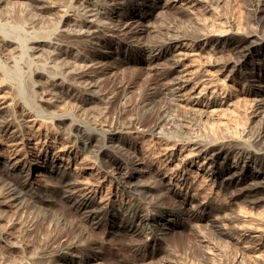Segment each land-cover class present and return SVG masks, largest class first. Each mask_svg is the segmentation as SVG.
<instances>
[{
    "label": "rangeland",
    "instance_id": "rangeland-1",
    "mask_svg": "<svg viewBox=\"0 0 264 264\" xmlns=\"http://www.w3.org/2000/svg\"><path fill=\"white\" fill-rule=\"evenodd\" d=\"M247 1L184 0L183 3L185 5H179L167 11L160 10L157 15L156 13L147 15L144 21L157 38H163L167 35L166 27L189 29L196 24L204 25L203 29L207 32L219 31L227 33L228 31L239 30L245 34L256 29L254 25H248L246 21ZM84 3V1L80 0L75 2L72 0H0V36L3 34L7 38H14L21 42V39L26 35V38L22 39L24 45L29 39L32 38L33 40L30 33L31 27L34 30L50 31L54 33L51 37L53 38L52 41L60 43L62 48L68 50L69 53H79L83 58L89 57L92 53L86 49L84 43H80L78 42L79 40L74 38L67 39L56 34L63 25H71L74 21L81 19V14L85 10ZM61 8L66 12V15L62 18L60 17L62 13L59 10ZM99 20L103 19L99 18ZM15 26L23 27L25 31L30 27V31L29 33L26 31L28 34L26 32L16 34L10 28ZM259 30L257 31L260 34H264L263 28L261 29L262 31ZM152 33L146 35V39ZM223 37L211 36L206 41L205 47L207 49L203 53H199L198 56L189 58L184 63H189L188 65L194 69L203 71L206 75L205 78L218 83L220 89H225L226 87L227 94L211 95L210 88L204 89L205 93L200 98L204 106H200V110L199 107H195L197 108L195 109L185 102L180 106L173 107L170 112L164 114L165 125L160 129H155L151 136L150 134L142 133L143 127L138 125L136 128L138 134L133 135L135 137L134 148L128 152L127 156L131 160L135 159L134 156H136L139 162L137 165L129 164L127 167H120V169L116 170L117 173L122 172L121 174L131 175V178L125 181L133 190H140L138 201L142 204L144 211H151L153 214L161 213V215L156 214L155 218L156 222H159L158 226L159 224H164L162 228L159 226L160 232H164V236L158 232L160 239L149 240L147 242L148 245L140 251L141 257L143 256L142 258H144L143 264H164V261L172 260L170 254H167L168 249L176 251L180 256L179 264H264V248L259 244L258 238L244 239L243 243L236 244L234 240L223 234H213L207 223L201 224L194 228L193 231L192 228L183 222L182 214L186 210L201 211V213L209 214L208 216L211 217L213 215H211L209 210H212V208L199 209L194 207L191 210L190 204L182 205L178 201H170V198L167 197L158 201L156 200L157 193L144 187L145 184L151 181L148 170L158 168L169 176L168 173L171 169L179 167L180 158L190 155L191 158L189 160H194V154H191L193 152L192 144L206 145L219 142L217 146L225 145L229 150L227 151L226 149L213 161L208 160L200 168H197L202 163L199 160H195L194 163L189 161V164L186 165V169L190 171L191 175L200 184L201 191L199 190L198 200L201 194L203 198L201 197L199 201H202V199L206 200L208 196H211L209 198H211L213 205L217 203L216 205L219 204L223 207L222 211L224 213H220V216L225 215L229 219L232 216L234 220H231V222L224 220L228 223H226L228 225H226L227 228L222 229L224 233H230L231 235V233H235L239 226L240 228L249 226V229H247L253 232L250 236H264V230L260 231V229H264V205L254 208L244 199L231 200L230 194H226V192L218 190V188L211 185L207 175L208 170L214 174L220 173L234 159L243 169L234 172L233 181L236 184L247 183L253 187L262 186L261 188L264 189V166H259L257 163H253L252 160L247 159L246 155L249 156L250 152L249 149L244 152L246 148L244 146L245 143H243L248 133L255 129L258 121V118H255L254 102L248 100L250 96L247 97L248 94L246 95L245 93L251 88L256 90L259 86L258 84L264 86V39L254 44L251 42L253 39H249L250 50L244 57L242 65L239 67L240 69L235 70L230 65L226 70L218 71L217 65L222 62V58L221 54H216L213 48H218L224 41L226 44L230 43L224 40L227 39V36ZM25 39L27 40L26 42ZM107 39L109 43L104 48H101V53L105 55L101 59V64H105L104 66L108 68V72L112 74L117 82H122V85H120L122 88L119 86V92L116 95L114 93L107 95V97L111 98L110 103L104 100L101 101V97H92L89 91H75L78 96L65 94L58 88L50 86L43 79L45 76L42 74L51 75L54 73L52 68L55 67L56 63L61 64L64 61L69 63L70 57L67 55V57L53 55L51 48H49L50 46L48 48L45 47L47 50L44 48V50L41 49V51L33 54L32 51H27L30 50L33 44L31 40L28 41L31 44L27 42L24 46L19 41V44H13L23 46H19V49L15 47L16 50L13 45L5 48L0 43V63L8 67L9 64L15 66L14 62L16 61L17 72L20 74V77L18 74V79H20H17L19 82L16 83L17 81L13 82L12 80V84L9 80H2L3 76L0 74V127L5 122L6 125L9 124L8 126H15L14 128L27 126V121L34 114L33 111H37L44 119L49 118L46 120L49 124V128L46 131L40 130L39 132L38 130L37 132L36 128L38 125L32 128L33 131L37 132L34 148L40 150L43 155H47L48 160H50L51 154L57 147L64 148V150L68 149L67 158L71 160L72 168H89L91 170L90 175L83 174L82 179L84 182L96 186L94 190L97 188V193L94 200L87 201L86 208H119L121 206L126 209L128 204L132 202V197H129V193L125 194L124 189H127L124 185L125 183L113 180L110 176L112 174H105L103 171V169H106L103 167L106 165V161L110 157L111 159L113 158L112 152H105L96 156L95 152L87 147L89 142H91L89 139L92 134L103 135L102 130L110 128L112 130L109 129V132L113 134L111 136L113 138L112 144L116 145L115 141L125 136L117 133L120 132V123L116 122L119 109L122 110L124 108L126 110L120 122H124V119L134 116L135 110H132V107L135 105L138 108V117L148 120L158 115L159 110H164L165 108L161 105L155 106L144 103V96L150 91L148 90L150 86H147V76L142 74H144L146 68L145 61L150 56L157 57L159 53L163 52L160 58L156 60L158 62L154 61V64H152L153 67H164L174 59V54L170 48H160L157 44H151L142 50L140 48L137 49L129 46L126 40L119 36L118 33H107ZM17 40L15 41L17 42ZM208 47L212 51H209ZM162 49L164 50L161 51ZM10 50L11 52H9ZM29 52L35 58L31 57L33 55ZM40 71L42 72L41 75L39 74L41 73ZM246 73H251L254 78L247 82H242L240 79L247 75ZM101 77L98 75L95 79ZM67 81L73 82L72 78L68 76ZM240 83H242V86ZM17 85L20 87H17ZM262 94L261 98H264V90ZM47 98H53L56 101L45 106L40 101ZM6 102L8 106H6ZM33 103L36 104L33 106L35 108L31 107ZM37 104L41 105L40 109L42 111ZM3 106L4 108H2ZM36 106L37 110H35ZM57 116L65 119L61 125L63 128H56L57 121L52 120V118ZM110 123L112 124L111 126L109 125ZM21 124L23 125L21 126ZM29 133L26 130L24 136L27 138ZM5 134L0 128V176H2L0 177V201L5 196V189L8 187L5 182L14 183L17 189V184L21 185L27 179L28 172L30 173L37 168V166L34 168L32 165V162L37 157L35 155L24 157L26 152L17 151V148L13 152L12 149L14 147L8 142ZM210 136L211 138L214 137V139H211ZM219 136L225 137L220 138ZM51 141L55 145L51 148H46L44 145L46 143L50 144ZM237 146L244 147V149H241L240 152L236 149ZM12 158H20L21 160L19 167L15 171L11 170L6 162ZM51 171L42 170L37 177L29 178L28 176L30 184L28 183L22 189L18 188V191L20 189L24 195L21 197L22 200L17 209L12 207L2 212L1 216L3 218L1 217L2 219H0V228L4 226L7 229L10 222L12 223L10 235L18 248L16 249L17 251L12 250L9 254L0 248V263L13 264L17 261V258L27 260L26 257L31 256L33 260L29 261L30 264H54V262L51 263L54 256L52 258L50 255L58 254L55 251L57 246L62 244L61 247L70 248L69 251L76 257L73 259L91 256L95 257V259L100 258L98 262L101 264H129L131 256L128 246L134 244L132 241L145 239L146 235L123 230L122 227L126 225L121 223L120 220L114 221L102 215H91L88 219H85L86 222L83 221L84 223H82L81 218H84L85 215H75L67 211L71 208V202L74 205L75 201L79 200L78 193L76 192V195H73L72 201L65 202L68 205L65 203H63L65 206L61 204V197L58 194H60V186L67 179L61 177L58 171ZM144 192L150 196L147 197ZM206 194L208 195L205 196ZM35 201H38L36 203L37 207H30L29 204ZM175 210L177 211L175 212ZM233 215H235L234 218ZM130 217L131 215H129ZM7 218L10 222L6 221ZM179 219L182 220L180 221ZM4 228L2 229L4 230ZM256 229H259V232ZM191 230L202 241L200 243V251L204 250V252L202 251L204 254L195 251L194 246L197 243L194 244V242L196 241L187 236ZM131 232L134 236L129 239ZM159 235L163 238L161 239ZM44 258H48L50 261ZM56 264L67 263L62 259Z\"/></svg>",
    "mask_w": 264,
    "mask_h": 264
},
{
    "label": "bare ground",
    "instance_id": "bare-ground-1",
    "mask_svg": "<svg viewBox=\"0 0 264 264\" xmlns=\"http://www.w3.org/2000/svg\"><path fill=\"white\" fill-rule=\"evenodd\" d=\"M72 1L75 2L76 0H72ZM80 1L85 2L84 3L85 10L81 14V19L74 21L71 25H66V24L65 26L63 25V27L60 28V30H58L56 34H59L60 37H63V38L65 37L67 39L74 38L75 40H79L78 42L84 43L86 46V49H88L92 53L89 57L86 56V58H83L77 52H76L77 54L69 53L68 50L62 48L60 43L56 41H52L53 38L51 37L53 36L54 33H51L50 31L34 30L33 27H31L33 30L30 29L31 30L30 33L33 37V40L32 38L29 40H31V42L33 43L32 44L33 46L31 45L30 50H27L26 48L27 51H32V53L35 54L38 51H41V49L44 50L45 47L48 48L50 46L49 48H51L52 50L51 53L53 55H58V56L67 55L68 57H70L69 63L65 61L61 64L56 63L55 67L52 68L54 73H52L51 75L42 74V72L40 71L41 73L39 74L40 75L42 74L45 76L43 77V79H45V81L48 82L50 86H54L58 88L61 92L72 95V96H75V95L78 96L77 95L78 93L75 91H78V92L79 91H84V92L89 91L92 97L93 96L95 98L101 97L100 99L101 101L104 100L105 102L110 103L111 98L107 97V95L110 93H114L116 95L117 92H119L118 91L119 86L122 85V82H117L116 79L112 76V74L108 72V68L104 66L105 64H101L102 63L101 59L105 56L104 53H101L102 52L101 48H104L106 44L109 43V40L107 39V33H118L119 36L123 37V39L126 40L129 46H133L137 49L140 48L142 50L151 44H157L158 47L160 48H164V49L170 48L174 54L173 55L174 59L168 65L164 67H153V64H154L153 62L156 61L158 58H160L163 52L159 53V56L157 57L150 56L145 61L146 68L144 70V74H142V75L147 76V86H150V88L148 89L150 90L149 91L150 93L148 92L144 96V99H143L144 103L153 104L155 106L161 105L165 109L159 110L158 115H156L153 119L148 120L146 118L138 117V108L135 105L132 107V110H135L134 116L130 117L129 119L128 118L124 119L125 120L124 122H120V120L123 119L124 117L123 114L125 113L124 111L126 110L124 108L122 110L119 109L117 111L116 122L120 123L119 124L120 127L119 126L118 127L120 128L119 131L121 133L120 132H117V133L123 134L125 136L121 137L120 139L118 138L117 141H115L117 144L113 145L112 144L113 138H111L113 134L109 132V129H110L109 128L108 130H102V132L104 133L103 135L92 134L91 138L89 139L91 142H89L87 146L88 149L95 152L96 156L101 153L112 152L113 158L111 159L110 157V159L106 161V165L103 166L106 169H103V171L105 172V174L107 173L112 174L110 176L113 178V180L118 181V182L122 181L123 183H125L124 185L127 187V189H124L125 194L129 193L130 195L129 197H132L131 199L132 202L128 204V207L126 209H124L121 206H119V208H111V207L110 208L94 207V209L86 208L87 201L94 200V197L97 193V190H96L97 188H95L94 190V187L96 186H93L87 182H84L82 179V175L83 174L90 175L91 170L89 168H81V169H77V167L72 168L71 160L67 158L69 154L67 152L68 149L64 150V148L62 149L61 147H57L51 154L50 160H48L47 155H43L40 150H37L36 148H34V145H35L34 141H35V137H36L38 130L39 132L40 130L46 131L49 128V124L46 121L49 118L44 119L43 116L39 114L37 111H33L34 114L30 116V119L27 121L28 122L27 126L29 127L25 125L22 126L23 124H21L22 126L21 128H18L19 126L17 128H14L15 126L13 127L11 125L8 126L9 124L6 125V122H5L3 123V126H1L0 128L2 132L6 133L5 136L8 139V142H10L11 146L14 147L12 149L13 152H15L17 148V151L22 150L26 152L24 157H29L33 155L37 157L36 159H34L35 161L32 162L33 167L35 168L37 166V168L33 169L30 173L28 172L29 178L37 177L38 173L42 170H45L46 172L55 170L60 173L61 177L67 179V181L64 179L66 182H64V184L62 183L63 184L62 186H60L61 184L59 185L60 194L58 195L61 197L60 198L61 204L72 201V199L74 198L73 195L74 194L76 195V192H77L78 193L77 196L79 197V200L75 201L74 205H72V202H71V208L67 211L75 215L76 214L85 215L84 218L80 217L82 223L86 222L85 219H88L91 215L92 216L102 215V216L111 218L114 221L120 220L121 223H124L126 225L122 227L123 230L125 229L126 231L136 232V234L137 232H139L140 234L142 233L145 234L146 235L145 239L138 240V241H132L134 242V244H131L130 246H128L130 256H131L129 259V264H141L144 258H142L143 256L141 257L140 251L148 245L147 242L149 240L159 238L158 237V232H160L159 226H161L162 228L164 227V224H159L158 226L157 224L159 222H156V218H155L156 214L161 215V213L153 214L151 211H147V210L144 211L142 204L138 201V197H140L139 195L140 190L139 191L137 189L133 190L130 187V185H128V183H126L125 181V180H129L131 178V175L121 174L122 172L117 173L116 170L120 169V167L122 168L127 167L129 164L137 165L139 162L136 156H134L135 159L133 160H131L127 156L128 152L134 148V144H135L134 138L135 137H133V135L138 134V131H136V128L138 125H141L143 127L142 133L150 134L151 136L155 129H160L165 125L166 119H165L164 114L170 112L173 107L180 106L182 103L185 102V103L190 104L191 107L192 106L194 108L199 107V110H200L201 109L200 106L201 107L204 106L202 105L200 101V98L205 93L204 89L210 88L211 95L213 94L217 95L221 93L227 94L226 87L225 89L222 88L224 90L220 89L218 83L216 82L214 83V81L208 78H205L206 75L203 71L194 69L192 66L188 65L189 63L186 64L184 62L186 60H189V58L198 56V54L201 52L203 53L205 49H207V47H205L207 43L206 41H208V39L211 36H218V37L227 36V39H224V40L230 43L226 44L224 43L225 42L224 41L223 44L220 43L221 45H219L218 48H213V50L216 51L215 52L216 54H221V58H222V62L217 65L218 71L226 70L228 67H230V65H232V67L235 70L240 69L239 67L242 65V61L244 57L246 56L247 53H249V50H250L249 39L250 38L253 39L251 41L253 44L259 41H263L264 39V34H260V32L257 31L258 29L261 30L262 28L264 31V0H248L247 1L248 5H247V11H246V21L248 25L255 26L256 29L253 31L247 32L245 34L241 33L239 30H232V31H228L227 33L226 32L222 33L219 31L207 32L203 29L204 25L196 24L190 27L189 29L170 28V27L167 28L166 27V30L168 31V33L163 38H157L153 35V33L151 32V29L145 24V21H144L145 18L147 17V15H154L155 13L157 15L158 13H160L158 12L160 10L167 11L179 5L183 6L185 5L183 3L184 0H101V1H90V2L89 0L88 2L87 0H80ZM59 10L62 13V15L60 16L61 18L64 15H66L65 14L66 12H64L62 8ZM99 18H102L103 20H99ZM10 28H11V31L16 32V34L20 32H26V31L29 33L30 31L29 30L30 27L26 31L23 29V27H20V26H15V27H10ZM150 33H152L151 36H149L146 39V35ZM25 36L26 35H24L23 38H26ZM0 39H1L0 43H2L5 46V48L6 47L9 48L13 44H19V43L23 45L22 39H21V42L20 40H17L14 38H12L14 39L12 40L11 38H7L3 36V34L0 36ZM15 40H17V42ZM26 41L27 40L25 39V42ZM31 42L30 43L28 42V43L31 44ZM22 45H19V46L21 47ZM13 46H14L13 48L15 47H17L18 49L20 48L18 45H13ZM164 49H162L161 51H163ZM209 51H212V49L209 48ZM9 52H11V50ZM31 57H34V55ZM15 62H14V65L16 66L17 63ZM12 65L9 64V66L7 67L6 65L4 66L0 63V74L3 76L2 80H6V81L9 80V82L11 81V84H12V80L13 82L17 81L18 74H19V72H17L18 70L17 66L15 69V66H12ZM98 75L102 77L95 79L96 76ZM67 76L71 77L73 82L72 81L68 82ZM19 77H20V74H19ZM252 78H254V76H252V74L249 73L245 75L243 78H241L240 80L242 82H247ZM18 82L19 81H17L16 83ZM240 84L242 86V83ZM258 85L259 86L256 90L251 88L245 93L246 95L248 94L247 97L250 96L248 100L254 102L255 118H258L256 127L253 131L249 132L247 135V138L244 139L243 143H245L244 146L246 149H244V147H238V146L236 147V149H238V151H240L241 149H244V152L245 150L247 151V149H249L250 154L248 153L249 156L246 155L247 159L252 160L253 163H257L259 166H264V98L263 97L261 98V96L263 95L262 91L264 90V86L260 84ZM18 86L19 85H17V87ZM55 101L56 99L47 98V99H43V101H40V102H42L43 105L48 106L52 103H55ZM5 104L6 106H8L7 102ZM34 105L36 104L33 103L31 107H33ZM40 106L38 105L39 109L41 108ZM2 108H4V106ZM38 108L36 106L35 110H37ZM40 110L42 111V109ZM52 120L57 121V124L55 125L56 128L57 127L63 128L61 127V125L63 124V121L65 120L63 117L57 116L56 118H52ZM37 125H38V127L36 128L37 132H35L33 131L32 128H35V126ZM109 125L111 126L112 124L110 123ZM112 128L114 127L112 126ZM26 130L30 132L27 138L24 136V132ZM223 137L225 136H221L220 138H223ZM212 138L214 139V137ZM217 144L216 143H213V144L211 143V144H206V145H202L198 143L192 144L193 152H191V154H194L193 155L194 160H191V161L189 160L191 158L190 155L180 158L179 167H177L176 169H171V171H169L168 173L169 176L158 168L148 170L147 172L149 173L151 181L145 184L144 187L154 190L155 193H157L156 200L158 201H161L165 197H167V198H170V201L171 200H173L174 202L178 201L182 205L190 204L191 210L194 207L199 208V209L212 208V210H209L211 215H213L211 217L208 216L209 214L201 213V211L186 210L182 214L183 222L187 226L192 228L193 231H194V228L200 226L201 224L207 223L210 226V231L215 235L223 234L224 236H227L229 239L234 240V243L236 242V244L241 243L242 241H244V239L246 240L248 238H258L259 244H261V246L264 248V240H262L264 236L262 235L261 236L259 235L258 237L252 236V235L250 236V234L253 232L248 230L249 226L247 227L248 229L244 227L240 228V226L238 228L236 227L237 229L235 233L234 234L231 233V235L230 233H224L222 229H226L228 226L227 225L228 223L224 220H228L231 222V220H234L232 219V216L230 217V219L226 218L225 215L220 216V213H224L222 211L223 207L222 205H219V204L216 205L217 204L216 202H215L216 204L213 205L211 198H209L211 196H208V199L206 200L202 199V201H199L200 198L202 197L201 196L202 194H201L198 200L200 184L198 183L197 179L191 175L190 171L186 169V165L189 164V161L190 163L191 162L194 163L195 160H199V161H202V163L199 162L201 164H199L197 168H200L201 166H204L205 162L207 163L208 160L213 161L214 158H216L222 152H225L226 149L227 151L229 150L228 148L225 147V145L217 146ZM54 145L55 143L51 141L50 144L46 143L44 146L46 148H51ZM231 161H232L231 164L218 174H214L213 172H209L208 170L207 175L209 177V182L211 183V185L218 188V190L220 189L226 192V194H230V196L232 197L231 200L233 199L243 200L244 199L250 205H252L251 207H254V208L261 207L262 205H264V189L261 188L262 186L253 187L251 185H248L247 183L236 184L233 181L234 172L236 170L238 171L239 169H243V168L234 159ZM6 162L10 166L11 170L15 171V169L19 167L21 160L20 158H12L10 160H7ZM46 162H47V166H46ZM28 176H27V179H25L24 183H22L21 185L17 184L18 188L20 187L22 189L25 185H28L29 183ZM5 183L8 185V187L5 189L6 191L5 196H3L2 200L0 201V219L3 218V216H1L2 212L6 211L7 208L16 207L17 209V206H19L22 200L21 197H23L24 195L23 191H21L20 189L18 191V188L16 189L14 183L10 181L5 182ZM16 183L18 182L16 181ZM144 193L146 194L147 197L150 196L148 193L146 192ZM207 195L208 194H206L205 196ZM37 202L36 201L31 202L29 204L30 207H37L36 206ZM65 204L63 205L65 206ZM176 211L177 210H175V212ZM129 215H131L130 218H129ZM234 216L235 215H233V218ZM6 221H8V218ZM8 222H10V220ZM8 227L9 228L6 227L7 229H5L3 226L2 228H4V230L0 228V248L3 249L5 252H8L9 254V252L11 253L12 250H16L18 247L16 243H14L13 240L11 239L12 238V236L10 235L11 234L10 230H12L11 222L8 225ZM192 230L188 232L187 236L193 241H196L194 242V244L197 243L196 246H194L195 251L197 253L204 254L203 253L204 250H202L203 252L200 251L201 249L200 243H202V241L199 240L200 238L198 237V235H195ZM256 230H258L259 232V229H256ZM261 230H264V229H260V231ZM132 232H131L129 239L133 238L131 236H134ZM161 235L164 236V232H162ZM162 238L163 237H161V239ZM254 242H257V241H254ZM61 246L62 244H59L55 251V253L58 252V254L56 253L54 255L53 254L50 255L52 258L54 256L53 260L51 259L52 260L51 263L54 262V264H56V262H59V260L64 259L65 263L67 264H101L100 262H98L100 258L95 259V257H91V256H84L83 258L73 259L76 257L73 255L72 252L69 251L70 248L68 247L65 248ZM167 254H170V256L172 257V260L164 261V264H179L180 256L177 254L176 251L168 249ZM26 259L27 260H24L22 258H17V261L14 262L13 264H30L29 261H32L33 257L31 256L26 257ZM46 260L50 261V259L48 258Z\"/></svg>",
    "mask_w": 264,
    "mask_h": 264
}]
</instances>
